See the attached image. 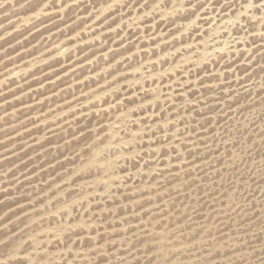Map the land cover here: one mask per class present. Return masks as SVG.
<instances>
[{
    "label": "rangeland",
    "instance_id": "1",
    "mask_svg": "<svg viewBox=\"0 0 264 264\" xmlns=\"http://www.w3.org/2000/svg\"><path fill=\"white\" fill-rule=\"evenodd\" d=\"M0 264H264V0H0Z\"/></svg>",
    "mask_w": 264,
    "mask_h": 264
}]
</instances>
